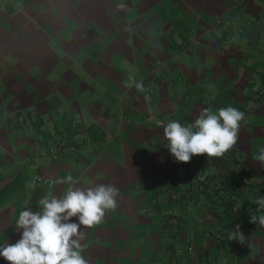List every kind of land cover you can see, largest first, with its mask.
<instances>
[{"label":"crops","instance_id":"crops-1","mask_svg":"<svg viewBox=\"0 0 264 264\" xmlns=\"http://www.w3.org/2000/svg\"><path fill=\"white\" fill-rule=\"evenodd\" d=\"M129 74L144 92L127 86ZM227 106L245 112L233 150L251 177L239 192L251 215L252 195L264 196L253 160L264 146V0H0V244L20 238L26 205L68 188L35 175L71 174L79 187L120 189L118 208L84 229L90 264H171L179 234L194 245L186 264H264L258 224L239 254L207 236L232 217L205 208L186 176L189 165L224 166L230 152L175 162L163 135L171 120ZM187 189L203 207L184 200Z\"/></svg>","mask_w":264,"mask_h":264},{"label":"clouds","instance_id":"clouds-1","mask_svg":"<svg viewBox=\"0 0 264 264\" xmlns=\"http://www.w3.org/2000/svg\"><path fill=\"white\" fill-rule=\"evenodd\" d=\"M119 8H124L121 4ZM128 87L144 92L145 86L134 75L128 76ZM245 112L227 106L213 111L202 108L191 123L171 120L162 125L168 151L175 162L189 163L193 156L220 158L234 148ZM253 160L264 166V146L257 148ZM50 186L67 184L62 197L49 191L37 201L38 207L25 206L18 214L15 227L20 238L14 243L0 244V256L9 264H90L82 254L87 245L84 229L95 228L104 222L106 212L118 208L120 189L114 185L97 184L79 187L71 174L49 179ZM35 187V184H33ZM256 213L250 223L264 228V196L256 197ZM76 217V221L71 218ZM228 240L246 243L240 225L228 233Z\"/></svg>","mask_w":264,"mask_h":264},{"label":"built area","instance_id":"built-area-1","mask_svg":"<svg viewBox=\"0 0 264 264\" xmlns=\"http://www.w3.org/2000/svg\"><path fill=\"white\" fill-rule=\"evenodd\" d=\"M54 147H52L50 156L53 157L55 152L60 148V138L57 137ZM35 147L38 149V143L35 141ZM230 155L228 162L224 166L218 167L213 165L205 169H199L194 171L188 166L187 169V179L194 183L195 188L199 193H202L204 198L203 201L205 208L212 209L213 212L219 216H231L232 222L230 226H225L221 224H216L210 230H207V236L216 242L225 241L229 247L232 248L234 254H239L246 249L245 243L241 244L235 240H228V233L234 231L235 225H240V230L245 235V232L252 226L253 223H248L246 225L240 224L238 221L239 212V192L247 189L251 183L250 175L239 167L238 161L240 160V155L235 153L234 150H230ZM219 161L220 158H216ZM213 167V168H212ZM50 177H45L41 175H35L31 183L37 181H42L47 183ZM184 200L188 201L189 204L196 207H203V203L197 197L191 196L188 193V189L184 191ZM243 215L250 216L244 205L242 206ZM170 221H175V217H171ZM180 246H175L170 243L169 246V261L171 264H186L191 258V252L194 250L193 243L183 236L173 235L172 236Z\"/></svg>","mask_w":264,"mask_h":264},{"label":"rangeland","instance_id":"rangeland-1","mask_svg":"<svg viewBox=\"0 0 264 264\" xmlns=\"http://www.w3.org/2000/svg\"><path fill=\"white\" fill-rule=\"evenodd\" d=\"M255 197L252 195V200H254ZM239 203H240V200H239ZM242 204L240 203V207H239V212L243 211L242 209ZM256 204L252 202V206H251V214H255L256 213ZM238 212V213H239ZM242 213V212H241ZM240 224H242L241 222H239ZM256 225L255 223L252 224V226ZM215 262V261H214Z\"/></svg>","mask_w":264,"mask_h":264}]
</instances>
